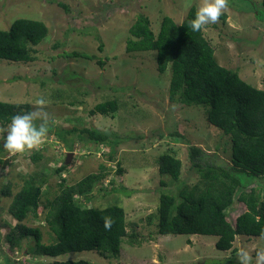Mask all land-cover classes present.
I'll use <instances>...</instances> for the list:
<instances>
[{
    "label": "rangeland",
    "instance_id": "rangeland-1",
    "mask_svg": "<svg viewBox=\"0 0 264 264\" xmlns=\"http://www.w3.org/2000/svg\"><path fill=\"white\" fill-rule=\"evenodd\" d=\"M259 1L229 0L219 22L206 26L204 34L220 65L236 70L249 84L263 88L264 9L252 10L253 5L259 9ZM201 2L0 0V29H9L18 18L41 20L48 28L45 38L34 46V60L22 63L0 59V100L27 103L32 111L34 101L44 96L48 100L45 110L51 118L44 143L22 154L10 156L0 134V158L4 160L0 165V264L5 258L17 264L79 259L91 264H239L240 247H264V240L254 235H236L232 248L221 250L215 246L216 236L156 232L159 194L177 195L183 184H201L199 172L190 167L188 146H200L208 161L228 166L231 143L229 135L207 122L203 106L169 100L170 67L162 73L157 70L155 51L127 52L125 44L130 36L128 29L139 13L148 16L156 32L164 15L180 23ZM99 43L103 44L102 50L98 49ZM72 51L94 57L62 54ZM14 76L18 78L13 79ZM111 98L118 100L116 112L89 114L97 102ZM8 125L0 123V128ZM73 127L114 132L123 139L110 153L108 144H97L77 131L67 133L66 129ZM167 151L182 162L178 180L158 173L157 158ZM68 152L72 156L67 163ZM35 154L40 158L34 160ZM62 164L66 167L56 172ZM118 168L122 169L120 173ZM93 172L104 173V177L88 193L75 198L84 207L116 204L125 209L127 235L118 254L83 250L54 257L38 255L31 236L23 238L17 247L9 245L7 237L16 220L8 207L25 178H46L43 207L47 199L59 194L62 179L65 185H73ZM7 186L9 192L3 193ZM123 188L130 193L126 195ZM238 193L239 190L235 194ZM243 210L244 205L235 201L228 219L233 222ZM45 212L40 207L36 215L28 214L23 222L39 228L41 242L50 243L54 236L45 223ZM252 255L255 264V252Z\"/></svg>",
    "mask_w": 264,
    "mask_h": 264
},
{
    "label": "trees",
    "instance_id": "trees-1",
    "mask_svg": "<svg viewBox=\"0 0 264 264\" xmlns=\"http://www.w3.org/2000/svg\"><path fill=\"white\" fill-rule=\"evenodd\" d=\"M261 9H264V0L259 1V9L254 5L252 7L254 11ZM196 11L192 7L180 23L164 15L156 32L148 16L139 13L128 29L130 36L126 40L125 51H155L157 70L162 73L170 67L169 100H177L187 106H203L207 122L229 135L231 143L228 166L208 161L200 146H188L190 167L199 172L201 184H183L177 195L159 194L156 232L161 235L216 236V248L228 250L232 248L236 235L264 234V87L249 84L236 70L216 61L214 48L204 31L193 32L190 27ZM47 32L48 28L41 20L16 19L9 29H0V59L22 63L34 60V46L45 38ZM102 48L103 44L99 43L98 49ZM62 54L89 59L94 57L76 51ZM98 63L103 65L100 58ZM29 107L27 103L0 100V123L10 124L12 116L29 112ZM118 109V100L104 99L97 102L89 114L108 115ZM66 130L67 133L77 131L82 136L86 134L89 140L97 144L110 145V153H114L115 146L123 139L117 138L118 134L114 132L93 128L73 127ZM57 137L60 140L59 135ZM39 158V154L33 157L34 160ZM2 163L4 160L0 158V165ZM181 165V160L172 152H163L157 158L158 173L173 180L179 179ZM65 167L62 164L56 168V172H61ZM117 171L120 173L122 169L118 168ZM103 177L104 173H89L73 185H65L62 179L59 194L47 199L43 207L41 198L46 178H25L8 207L9 214L16 220L7 237L9 245L17 247L23 238L31 236L35 240L34 253L38 255L54 257L83 250L118 254L120 244L127 235L125 209L116 204L104 208L84 207L76 200L88 193L93 184ZM160 184L164 185V182L160 181ZM237 190L239 193L236 195ZM261 190L262 194L259 193ZM2 191L8 193L9 187ZM123 191L126 195L130 193L125 188ZM235 201L241 202L244 210L231 222L228 211ZM40 207L46 209L44 220L54 236L50 243L41 242L39 228L23 222L28 214L36 215ZM105 217L113 220L110 230L104 227ZM4 264L17 263L5 258ZM36 264L91 263L79 259Z\"/></svg>",
    "mask_w": 264,
    "mask_h": 264
},
{
    "label": "clouds",
    "instance_id": "clouds-1",
    "mask_svg": "<svg viewBox=\"0 0 264 264\" xmlns=\"http://www.w3.org/2000/svg\"><path fill=\"white\" fill-rule=\"evenodd\" d=\"M228 7L229 0H202L194 18L190 21L192 31L201 32L209 24L218 23ZM47 104L48 100L44 96L38 97L34 101L32 111L12 116L8 127L0 128V134H3V148L10 156L37 149L44 143L51 120L50 114L45 110ZM37 121L39 124L36 123ZM112 224L111 217L104 218L105 229L110 230ZM260 239L264 240V234H261ZM253 252H255V264H264V247L248 249L243 246L237 251L239 264H253Z\"/></svg>",
    "mask_w": 264,
    "mask_h": 264
},
{
    "label": "water",
    "instance_id": "water-1",
    "mask_svg": "<svg viewBox=\"0 0 264 264\" xmlns=\"http://www.w3.org/2000/svg\"><path fill=\"white\" fill-rule=\"evenodd\" d=\"M72 156V152L67 153L66 162L68 163L70 161V157Z\"/></svg>",
    "mask_w": 264,
    "mask_h": 264
}]
</instances>
